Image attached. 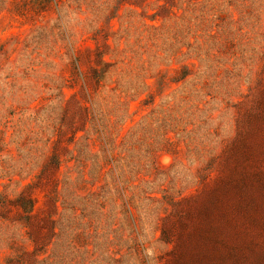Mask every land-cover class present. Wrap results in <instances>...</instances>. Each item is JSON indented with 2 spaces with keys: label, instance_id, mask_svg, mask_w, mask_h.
<instances>
[{
  "label": "rangeland",
  "instance_id": "374dc122",
  "mask_svg": "<svg viewBox=\"0 0 264 264\" xmlns=\"http://www.w3.org/2000/svg\"><path fill=\"white\" fill-rule=\"evenodd\" d=\"M0 264H264V0H0Z\"/></svg>",
  "mask_w": 264,
  "mask_h": 264
},
{
  "label": "trees",
  "instance_id": "16d2710c",
  "mask_svg": "<svg viewBox=\"0 0 264 264\" xmlns=\"http://www.w3.org/2000/svg\"><path fill=\"white\" fill-rule=\"evenodd\" d=\"M30 211H32V207H31Z\"/></svg>",
  "mask_w": 264,
  "mask_h": 264
}]
</instances>
